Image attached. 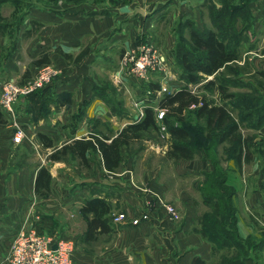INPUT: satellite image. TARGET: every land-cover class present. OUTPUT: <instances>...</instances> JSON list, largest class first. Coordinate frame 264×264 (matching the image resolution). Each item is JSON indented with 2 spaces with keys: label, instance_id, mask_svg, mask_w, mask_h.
<instances>
[{
  "label": "crops",
  "instance_id": "1",
  "mask_svg": "<svg viewBox=\"0 0 264 264\" xmlns=\"http://www.w3.org/2000/svg\"><path fill=\"white\" fill-rule=\"evenodd\" d=\"M144 9L136 6L134 0L120 3L81 0L46 6L38 1L27 6L13 0H0V87L8 78L30 77L39 65L50 63L59 71L55 90L69 92L73 97L69 107L61 103L53 105L48 122H37L23 107L17 109L19 100L13 112H4L7 123L0 124V264H6L15 235L24 227H32L33 220L39 217L40 198L34 191L39 167L32 171L22 162V151L29 142L43 146L51 154L74 139L103 134L104 129V134L113 138L126 125L141 121L146 107L159 106V95L147 96L134 77L121 79L117 74L124 52L149 39L148 33L142 35L135 25L140 13L143 20L148 15L141 11ZM44 54L48 61L37 64L35 61ZM104 74L121 79V86H114L126 115H115L106 102L95 95L94 87L102 86ZM163 74L165 72L156 77L160 79ZM133 81L137 86L132 85ZM215 100L216 104H221V100ZM137 101L143 106V114L134 105ZM73 107L80 109L78 116H71ZM19 128L25 129L21 144L14 141ZM248 128L252 131L246 132ZM241 131L244 135L264 136V125L258 129L244 126ZM38 132L50 137L54 146H44ZM166 136L167 143L152 144V151L147 149L145 155L134 157L123 149L121 165L116 171L103 167L99 151L93 152V158L89 151L88 164L81 166L92 168L98 174L93 179L86 176L80 179V186L75 190L70 178L67 190L55 185L61 162L52 164L54 169L48 167L53 180L51 194L46 196L49 208L46 210L54 214V220H65L62 224L65 237L76 239L74 264H192L195 257L203 259L205 264L220 263L219 256L212 254L210 240L198 231L199 216L209 209L203 202L200 187L205 175L214 170V163L203 150L193 159L166 157L169 133ZM248 164L252 166L247 173ZM224 166L228 174L238 177L236 185L229 180L227 183L237 186L233 202L239 236L253 243L243 264H264V165L256 152L241 169L233 158L224 162ZM102 173L104 180L100 177ZM244 174L246 177L241 181L239 176ZM92 195L107 197L112 216L125 211L128 218L123 222L113 221V232L85 243L79 240L86 230L80 209ZM158 196L175 205L178 218L158 209ZM144 211L150 213L147 220L142 218ZM258 254L262 255L261 259L257 258Z\"/></svg>",
  "mask_w": 264,
  "mask_h": 264
},
{
  "label": "trees",
  "instance_id": "2",
  "mask_svg": "<svg viewBox=\"0 0 264 264\" xmlns=\"http://www.w3.org/2000/svg\"><path fill=\"white\" fill-rule=\"evenodd\" d=\"M13 1L27 6L35 2ZM188 20L183 22L188 28L187 42L199 55L194 57L188 50L182 51L184 45L179 40L176 42L172 55L179 62L181 76L186 85L164 93L158 102L160 108L166 109L162 119L169 133L166 157L175 160L193 159L199 150L208 153L214 163V170L205 175L204 183L200 187L203 202L209 209L199 216L201 227L198 231L212 243V254L219 256V264H243L250 255L249 249L253 243L250 239L246 240L239 236L237 210L233 202L236 189L227 183L228 172L222 164L226 159L233 158L237 167L241 169L243 163H248L254 158L257 152L254 135H244L241 128L247 126L258 129L264 125V104L259 109L245 95L240 96L230 91L226 74L237 71V63L241 60L238 45L229 44V37L223 29L201 30ZM47 61L44 54L35 62L41 64ZM260 74L264 75V72ZM210 76L212 77L204 83L203 88L210 91L217 88L221 94V104H216V100L206 93L199 94L188 86L189 83L197 84ZM56 82L57 79L50 85L20 97L17 109L23 107L25 111L32 113L34 120L37 121L50 112L51 102L71 106L72 94L57 92ZM110 83L105 79L102 86L97 88L96 85L95 95L103 99L115 115H126L119 91ZM160 86L159 82H155L151 83L150 88L157 90ZM191 106L195 108L190 110ZM237 111L239 113H236ZM190 114H193L194 120H190ZM253 114L257 119H251ZM5 123L7 119L0 108V124ZM193 129L202 132L204 145L199 147L193 142ZM152 131L160 132V125L156 119V110L149 106L145 108L141 121L126 125L115 137L91 134L89 137L74 139L54 150L48 159L60 161L69 156L87 165L88 152L93 154L99 151L103 167L108 171H116L121 165L123 149L132 152V146L144 138V133ZM38 137L44 146H54L53 140L46 134L38 132ZM51 183L52 174L48 167L39 166L34 182L35 194L39 198L50 195ZM80 210L86 221V230L79 237L81 242H93L100 235L114 231L111 203L106 196L92 195L86 199ZM192 264H205V261L195 257Z\"/></svg>",
  "mask_w": 264,
  "mask_h": 264
},
{
  "label": "rangeland",
  "instance_id": "3",
  "mask_svg": "<svg viewBox=\"0 0 264 264\" xmlns=\"http://www.w3.org/2000/svg\"><path fill=\"white\" fill-rule=\"evenodd\" d=\"M68 1L73 2L81 0H39L38 2H40V5L46 6L47 4L53 5ZM111 1L120 3L126 0H110V2ZM134 2L136 6L141 5L142 9L145 7V9L141 11L148 14L143 20V15L140 13L141 17L137 18L135 21L136 28L139 27L144 36V33L147 32L149 35V39L147 38V40L165 56L166 70L163 79L159 81L156 76H153L154 81L152 83L159 82L161 86H166L168 91H175L186 85V82L181 76L179 62L172 55V50L179 40L180 43L184 45L182 51L188 50L194 57L199 55V53L187 42L189 38L188 28L183 25V22L189 19L191 23H194L201 30L215 28L222 31L223 29V32L229 37V44L234 45L236 43L235 45H238L241 54V63H237V71L235 73L226 74L230 91L240 96L245 95L252 100L255 107L261 109L260 107L264 104V75L260 74L264 72V0H134ZM218 13L219 15L217 16ZM137 16L136 14V17ZM180 22L181 24H179ZM144 36L143 38H146ZM103 76L104 80L107 79L111 82L110 84L116 85L117 87L121 86L119 84L121 79L119 78V80L117 75L108 76L104 74ZM208 79H210V77L203 79L197 84L189 83L188 86L196 92L198 91L199 94L206 93L209 97L213 99L216 98L217 101L221 100V94L217 88L213 91L203 88L204 83ZM55 84L57 85V83ZM133 84L137 86L135 81H133L132 85ZM158 95L160 99L163 94L159 93ZM53 105L55 104L51 102L50 112L48 114L46 113V115L39 120L48 122L51 119V115L54 111ZM79 111L80 109L78 107H73L71 116H78L80 113ZM26 112L27 111H25V113ZM27 113L29 115L32 114L29 112ZM236 113H239V111ZM190 115V120H194L193 114ZM255 117L256 115L253 114L251 119H257ZM39 120L37 122H39ZM245 130L246 132L252 131L249 128ZM105 132L104 129L103 134ZM201 134V131L193 129L192 140L199 147L204 145L205 142ZM254 139L258 159L260 163L264 165V156L262 155V153H264V136L256 134L254 135ZM18 143L21 144L22 141ZM155 143L160 145L167 143V136L163 137L159 131L144 133V138L139 143H135L132 146L133 150L130 153L134 157L145 155V153H148L147 149H150L151 145ZM29 144L30 145L25 147L22 151V162L24 166L27 165L30 170L33 171L37 167L43 165L54 169L52 164L61 162L59 175L54 178L55 185L59 186L60 190H64L65 188L67 190L71 185L68 180L69 178L75 183V190L80 186V179H83L85 176L87 179H93L96 177V174H98L92 171V168L84 169L85 167L81 166L80 160L77 158L73 159L67 156L60 161H50L48 159V149H45L41 145L37 146L32 142H29ZM219 148L222 150V146ZM149 151L152 150L150 149ZM91 157H94V155L92 154ZM226 161H228V159L224 162ZM251 166V164L246 166L247 173L251 171ZM100 177L103 180L105 179L103 173ZM245 177L246 175L244 174L242 177L239 176V179L243 181ZM228 180L229 183L233 185L238 183V177L235 175L228 174ZM81 186L84 185L81 184ZM235 189H237V186ZM249 193L250 191L248 194ZM47 200L46 197H41L39 204H36L40 210L38 212L39 217L37 220H33V225L30 228H37L51 235L55 234L54 236L65 237L63 233L64 228L62 226L65 220L62 218L54 220V214H50L48 210H46L49 209L46 207ZM28 213L32 215L30 209H28ZM261 257L262 255L260 256L258 254L257 258L261 259Z\"/></svg>",
  "mask_w": 264,
  "mask_h": 264
},
{
  "label": "built area",
  "instance_id": "4",
  "mask_svg": "<svg viewBox=\"0 0 264 264\" xmlns=\"http://www.w3.org/2000/svg\"><path fill=\"white\" fill-rule=\"evenodd\" d=\"M165 66V56L149 40H146L124 52L117 74L121 79L134 77L141 84L145 94L151 97L153 93L158 95L171 92L166 86H160L157 90L150 88L154 81L153 76L165 72ZM58 75L59 71L53 64L44 63L38 66L30 77L20 80L6 79L0 87V108L7 113L13 112L14 105L20 97L54 83ZM162 79L163 77L158 80ZM134 105L141 109V114H143V106L138 101ZM154 109L157 122L160 125V132L165 137L168 132L162 119L166 109L159 106H155ZM23 137L24 130L17 129L14 141L21 142ZM157 207L174 219L179 216L175 205L159 196L157 197ZM149 217V211L142 213L143 219L147 220ZM127 218L128 214L125 211L113 214L115 223L123 222ZM76 249L77 243L72 238L54 236L35 228L24 227L13 238L6 257V264H74L73 257Z\"/></svg>",
  "mask_w": 264,
  "mask_h": 264
}]
</instances>
